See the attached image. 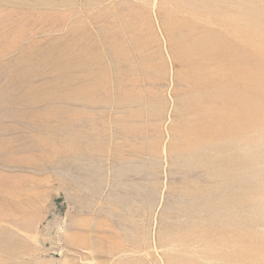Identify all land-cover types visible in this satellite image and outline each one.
I'll use <instances>...</instances> for the list:
<instances>
[{
  "label": "rangeland",
  "instance_id": "rangeland-1",
  "mask_svg": "<svg viewBox=\"0 0 264 264\" xmlns=\"http://www.w3.org/2000/svg\"><path fill=\"white\" fill-rule=\"evenodd\" d=\"M0 264H264V0H0Z\"/></svg>",
  "mask_w": 264,
  "mask_h": 264
},
{
  "label": "bare ground",
  "instance_id": "bare-ground-1",
  "mask_svg": "<svg viewBox=\"0 0 264 264\" xmlns=\"http://www.w3.org/2000/svg\"><path fill=\"white\" fill-rule=\"evenodd\" d=\"M219 9V8H218ZM191 18V17H190ZM227 46V45H226ZM223 51V50H222ZM217 52V51H216ZM261 68L259 67V65L258 64H256L255 66H253V68L250 70V72H247V75L249 76V78L251 79V80H253V81H257L258 82V84H260L261 83V81L259 80V78H258V75L261 73ZM24 73V72H23ZM226 81V80H225ZM243 81V80H242ZM245 82V81H244ZM248 82V81H247ZM246 82V83H247ZM24 83V82H23ZM251 83V82H250ZM243 84V83H242ZM252 84V83H251ZM250 85V84H249ZM251 86V85H250ZM15 87V86H14ZM24 87V86H23ZM30 87V86H29ZM26 88V87H25ZM237 89V88H236ZM24 90V89H23ZM31 90V89H30ZM219 91V90H218ZM240 91V90H239ZM255 91V90H254ZM241 92V91H240ZM37 93V92H36ZM226 94V96H230V92H226L225 93ZM28 97V96H27ZM22 98V97H21ZM236 98V97H235ZM231 98H229V100H230ZM237 99V98H236ZM33 100V99H32ZM31 100V101H32ZM26 101V100H25ZM231 101H232V99H231ZM238 101V100H237ZM243 101H245V99L243 100ZM242 100H241V102L240 103H242L243 102ZM227 102V101H226ZM232 103H233V101H232ZM235 103V102H234ZM238 103V102H237ZM246 103H247V101H246ZM253 103H255V102H253ZM258 103H260V106H263V105H261V101H258ZM249 104H252V103H249ZM248 104V105H249ZM255 104H257V101H256V103ZM229 105H231L230 104V101H229ZM237 105H239V103L237 104ZM244 106L245 104H240V106ZM232 106V105H231ZM242 106V107H243ZM246 106H247V104H246ZM256 106V105H255ZM233 107H234V105H233ZM245 107V106H244ZM257 108H258V106H256ZM256 107H255V109H256ZM235 108V107H234ZM248 108V107H247ZM249 108H251V107H249ZM246 109V108H245ZM235 110V109H234ZM260 109L258 108V111H259ZM261 110H263V109H261ZM239 111V110H238ZM255 112H257L256 110H254ZM235 112V111H234ZM244 112V111H243ZM250 112H251V110H250ZM259 112H261V111H259ZM249 113V111L247 110V114ZM262 113V112H261ZM239 114H240V112H239ZM243 114V113H242ZM253 114H256V113H253ZM233 116H235V115H233ZM238 116H240V115H238ZM237 116V117H238ZM258 116V115H257ZM242 117V116H241ZM236 118V117H235ZM240 118V117H239ZM247 120H248V118H247ZM247 120H244V123H246V121ZM252 121V120H251ZM250 122V121H249ZM248 123V122H247ZM205 125H203V127H204ZM210 126H212V125H210ZM215 126H217V125H215ZM223 126V125H222ZM206 127V126H205ZM226 127V126H225ZM227 127H228V125H227ZM243 126H241V128H242ZM210 128V127H209ZM224 128V127H223ZM247 128V127H246ZM253 128H254V126H253ZM256 128V127H255ZM254 128V129H255ZM191 131V130H190ZM196 132V131H195ZM205 132V131H204ZM251 132V131H250ZM188 133V132H187ZM193 132H191V134H192ZM258 134V133H257ZM196 135V134H195ZM211 136V135H210ZM226 136V135H225ZM193 137V136H192ZM222 137V136H221ZM253 137V136H252ZM195 138V137H194ZM208 138H209V136H208ZM240 138V137H239ZM251 138V137H250ZM196 139H194V141H195ZM199 140V139H198ZM207 140V139H206ZM227 141V140H226ZM186 142V141H185ZM206 142V141H205ZM241 142V141H240ZM199 144H201V143H199ZM185 145H187V143L186 144H184V146ZM214 146V145H213ZM197 147V146H196ZM215 147V146H214ZM256 155V154H255ZM254 156V155H253ZM256 160V159H255ZM233 162V161H232ZM245 162V161H244ZM243 162V163H244ZM253 162V161H252ZM254 164H255V162H253ZM234 165V164H233ZM244 168V167H243ZM250 168V167H249ZM248 168V169H249ZM245 169V168H244ZM254 169V168H253ZM254 171V170H253ZM255 171H256V169H255ZM254 171V172H255ZM242 172V171H241ZM257 172V171H256Z\"/></svg>",
  "mask_w": 264,
  "mask_h": 264
}]
</instances>
